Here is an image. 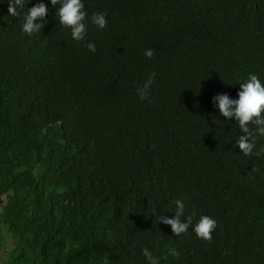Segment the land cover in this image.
Listing matches in <instances>:
<instances>
[{
    "label": "trees",
    "instance_id": "obj_1",
    "mask_svg": "<svg viewBox=\"0 0 264 264\" xmlns=\"http://www.w3.org/2000/svg\"><path fill=\"white\" fill-rule=\"evenodd\" d=\"M37 2L11 15L0 0V264H147L144 247L160 264H264V155L212 105L264 79V0H84L107 13L95 52L50 0L24 33ZM177 198L193 224L216 219L211 240L159 222Z\"/></svg>",
    "mask_w": 264,
    "mask_h": 264
},
{
    "label": "clouds",
    "instance_id": "obj_2",
    "mask_svg": "<svg viewBox=\"0 0 264 264\" xmlns=\"http://www.w3.org/2000/svg\"><path fill=\"white\" fill-rule=\"evenodd\" d=\"M4 0H2V3ZM11 15H19V11L24 9V0H7ZM30 2V0H29ZM55 8V14L59 17V25L70 28L71 38L74 41H83L84 46L95 52L97 45L94 41H88L87 33L89 23L97 28L103 29L108 25L107 13L103 11H94L91 16L85 9L84 0H50ZM49 11V5L46 0H39L31 8H27L24 13L22 31L29 35L39 32L45 23V17ZM40 18V22H37ZM144 54L152 58L154 50L147 48ZM156 72L153 71L141 87L137 88V94L141 100L149 99L150 89L155 80ZM239 90L236 97L226 92H220L212 97V105L219 110L220 116L231 120L234 118L238 125L240 134L234 142L241 152L246 155H264V145L257 149V141L264 138V79H261L258 73L249 72L246 77L237 80ZM175 206L174 216H167L164 213L159 217V222L170 225L176 236L187 233L191 227L195 234L204 239L211 240L217 221L214 217L204 214L193 224L192 215H186V203L184 199L177 198L173 201ZM142 254L146 258L147 264H160L161 257L156 256L148 248L142 249ZM168 255L179 258L180 252L176 247L169 246Z\"/></svg>",
    "mask_w": 264,
    "mask_h": 264
},
{
    "label": "rangeland",
    "instance_id": "obj_3",
    "mask_svg": "<svg viewBox=\"0 0 264 264\" xmlns=\"http://www.w3.org/2000/svg\"><path fill=\"white\" fill-rule=\"evenodd\" d=\"M12 248V245H11V243H10V241H7V242H5L4 244H2L1 246H0V259H2V257L1 256H3L4 254H5V252L7 251V250H10ZM3 260H1L0 262H2Z\"/></svg>",
    "mask_w": 264,
    "mask_h": 264
}]
</instances>
